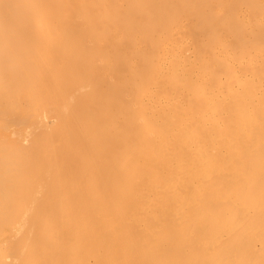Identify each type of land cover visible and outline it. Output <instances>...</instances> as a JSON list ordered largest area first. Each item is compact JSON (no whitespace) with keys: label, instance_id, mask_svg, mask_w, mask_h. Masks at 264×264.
<instances>
[{"label":"bare ground","instance_id":"obj_1","mask_svg":"<svg viewBox=\"0 0 264 264\" xmlns=\"http://www.w3.org/2000/svg\"><path fill=\"white\" fill-rule=\"evenodd\" d=\"M0 264H264V0H0Z\"/></svg>","mask_w":264,"mask_h":264}]
</instances>
